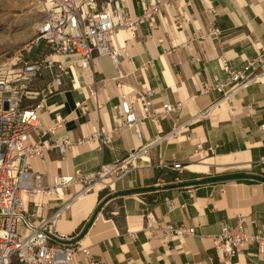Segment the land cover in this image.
<instances>
[{
    "label": "crops",
    "instance_id": "crops-1",
    "mask_svg": "<svg viewBox=\"0 0 264 264\" xmlns=\"http://www.w3.org/2000/svg\"><path fill=\"white\" fill-rule=\"evenodd\" d=\"M106 1L98 0V4ZM117 1L130 15L141 13L140 0ZM174 16L179 27L173 25ZM211 22L222 32L218 40L207 36ZM109 45L123 49L117 66L107 57H94L86 70H76V88L71 77L64 76L62 86L46 99L39 113L40 126L31 134L32 142L52 125L55 116L65 123L43 140L74 142L99 127L111 129L121 97L131 101L139 90L155 91L146 99L151 102L149 111H160L164 104L183 106L156 126L139 121L141 142L134 128L125 127L110 133L107 147L74 146L64 156L51 149L29 161V171L40 176L41 186L50 187L56 176L95 171L145 146L129 174L108 179L105 189L71 202L61 213L56 231L71 235L70 242L86 247L89 253L87 258L79 252L73 263L255 264L256 245L248 244L228 258L213 247L209 237L217 235L224 223L234 226L237 216L244 218L248 233L264 228V77L218 106L213 105L220 95H203L200 86L212 83L214 77L224 78L219 60L225 58L229 68L239 70L264 46V0L173 2L156 17L151 31L140 25L133 39L117 31ZM44 82L39 81V86ZM93 91H97V101L90 98ZM76 102L84 104L76 108ZM206 110V117L193 120L197 112ZM176 127L181 129L168 135ZM198 144L214 145L215 152L197 151ZM159 162L180 163L183 171L161 168ZM78 190L69 188L61 199L31 195L26 212L33 216V223H39ZM165 201L176 208L168 213ZM145 212L174 227H193L195 234L180 242L171 240L168 248L158 235L145 240L140 232ZM128 232L136 233L137 239H130ZM11 264L19 263L12 260Z\"/></svg>",
    "mask_w": 264,
    "mask_h": 264
},
{
    "label": "built area",
    "instance_id": "built-area-1",
    "mask_svg": "<svg viewBox=\"0 0 264 264\" xmlns=\"http://www.w3.org/2000/svg\"><path fill=\"white\" fill-rule=\"evenodd\" d=\"M187 0H140L141 13L130 15L117 0H107L98 4V0H52L44 19L36 26V37L27 45V54L21 51L13 54L10 66L0 69V264H74L73 258L80 252L88 258L86 247L72 244L71 235L56 231V222L61 213L68 209L71 202L80 199L96 189H105L110 178L119 180L135 168L145 146L133 149L122 160L113 164H101L95 171L76 170L71 175L56 176L50 187H42L40 176L29 171V161L43 157L46 151L57 149L64 156L74 146L96 143L98 148L110 144V133L128 127L134 128L139 142V121H149L158 125L170 113L179 111L182 103L164 104L160 111H149L150 100L155 94L153 89L139 90L136 97L129 101L122 96L119 115L114 119L111 129L99 127L82 135L76 141L63 138L43 140L47 134H53L65 123V119L55 116L52 125L40 132L38 140L32 142L30 136L37 131L39 113L45 109L46 99L63 84V77L70 76L72 88L75 87V72L86 70L94 57H107L115 66L123 56V49L112 48L109 40L117 31H125L130 39L135 37L137 28L144 25L148 30L154 28L156 17L173 2ZM209 13H213L210 10ZM175 27L180 26L178 17L172 18ZM207 36L220 39L222 32L212 22ZM200 38V37H199ZM198 37H192V40ZM201 39V38H200ZM224 78L214 77L212 83L201 82V94L216 93L219 100L213 105L228 103L238 92L246 89L264 77V46L256 51L254 58L248 60L239 70L226 65V59L219 60ZM121 77L118 73L117 79ZM116 79V78H115ZM45 81L39 86V81ZM90 98L97 101V91ZM84 103L76 102L81 108ZM137 104L140 108L137 109ZM100 107V104H97ZM208 111L197 112L193 120L207 116ZM180 128H174L168 135H174ZM160 137L158 138V140ZM216 146H196L200 152L214 153ZM164 169L182 172L180 163L170 165L158 163ZM264 177V168L262 169ZM78 187V193L66 201L47 219L39 223L31 221L26 212L27 198L31 195L62 198L65 191ZM169 213L176 207L171 201L164 203ZM141 235L145 240L159 236L161 244L168 248L171 240L181 241L185 236L195 234L193 227H174L171 223L156 219L151 212L143 214ZM242 216L236 217L234 226L221 225L217 235L209 237L213 247L225 257H232L248 244L257 248L256 263L264 264V228L248 233ZM130 239H137L136 233H127ZM91 264H100L91 261Z\"/></svg>",
    "mask_w": 264,
    "mask_h": 264
},
{
    "label": "rangeland",
    "instance_id": "rangeland-1",
    "mask_svg": "<svg viewBox=\"0 0 264 264\" xmlns=\"http://www.w3.org/2000/svg\"><path fill=\"white\" fill-rule=\"evenodd\" d=\"M52 0H0V69L10 66L14 53L27 54V45L35 40Z\"/></svg>",
    "mask_w": 264,
    "mask_h": 264
},
{
    "label": "bare ground",
    "instance_id": "bare-ground-1",
    "mask_svg": "<svg viewBox=\"0 0 264 264\" xmlns=\"http://www.w3.org/2000/svg\"><path fill=\"white\" fill-rule=\"evenodd\" d=\"M242 161V160H241ZM235 162H236V160H235ZM240 162V161H239ZM244 162V161H243ZM241 163V162H240ZM225 164V163H224ZM213 165V164H212ZM209 166V165H208ZM228 166V165H227Z\"/></svg>",
    "mask_w": 264,
    "mask_h": 264
}]
</instances>
